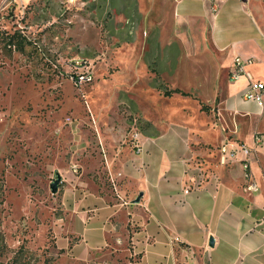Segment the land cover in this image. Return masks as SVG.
I'll use <instances>...</instances> for the list:
<instances>
[{
	"label": "rangeland",
	"instance_id": "rangeland-1",
	"mask_svg": "<svg viewBox=\"0 0 264 264\" xmlns=\"http://www.w3.org/2000/svg\"><path fill=\"white\" fill-rule=\"evenodd\" d=\"M208 1L220 24H255L248 9L264 22V0H245V17L239 0ZM202 5L0 0V29L18 28L30 41L22 52L0 42V264L135 262L132 236L147 216L131 209L138 172H155L166 157L183 167L185 154L198 163L200 152L220 164L219 144L197 137L215 122L227 64L206 16L176 15ZM72 57L91 63L93 81L82 90L67 74ZM173 87L187 94L162 95ZM257 143L247 145L254 155ZM86 220L104 230L93 248L79 241Z\"/></svg>",
	"mask_w": 264,
	"mask_h": 264
},
{
	"label": "crops",
	"instance_id": "crops-1",
	"mask_svg": "<svg viewBox=\"0 0 264 264\" xmlns=\"http://www.w3.org/2000/svg\"><path fill=\"white\" fill-rule=\"evenodd\" d=\"M206 1L200 0L202 9L194 12L176 11L178 17L206 16L209 37L227 64L225 95L217 102L215 122L210 123V131L199 133L197 139L211 145L228 139L250 146L251 132L256 131L260 136L256 155L248 156V176L237 158L213 166L214 158L204 152L199 153L198 163L192 154H185L178 158L183 159V167L176 162L171 165L166 157L161 159L155 172L139 171L137 193L142 194L131 209L133 213L145 212L147 216L133 233L130 255L136 252L139 255L130 264H264V221H259L264 212V128L258 127L264 114V91L260 104L242 99L247 80L244 76L230 80L228 70L234 55L251 56L245 69L250 71L252 79L264 85V35L261 33L264 22L248 9L255 24H247L249 19L246 24L239 23L233 28L220 24L215 20L218 8L208 14L210 3ZM244 1L236 2L241 17L246 15ZM250 63L258 65V69H248ZM202 135L208 137L202 138ZM247 180L254 181V190L246 189ZM89 222L86 220V226L79 233V241L85 240L87 244L86 240L90 239L93 243L87 247L93 248L101 243L104 230H94ZM96 233H101V240H94ZM208 236L213 238L212 246L207 243ZM171 237L177 240L170 243Z\"/></svg>",
	"mask_w": 264,
	"mask_h": 264
},
{
	"label": "built area",
	"instance_id": "built-area-1",
	"mask_svg": "<svg viewBox=\"0 0 264 264\" xmlns=\"http://www.w3.org/2000/svg\"><path fill=\"white\" fill-rule=\"evenodd\" d=\"M215 9L214 6H212ZM252 57H241L234 55L231 58L229 65V79H237L240 76H244L247 80L246 87L241 93V98L244 100H252L258 104L261 102L262 92L264 91V85L257 80L251 78L250 71L245 69L247 63L251 62ZM68 77L71 84L77 89L82 90V87L93 81V74L91 73V63L82 57H72L68 63ZM136 136V132L132 134ZM253 136V143L260 141V136ZM218 162L225 164L228 160L237 158L240 162L241 168L246 171L245 175L248 176V156L250 154V147L244 143L224 140L218 146ZM245 187L248 190H254L256 188L253 180H247ZM259 221H264V212L261 214ZM176 237L169 238V242L176 241ZM178 264H187L185 262H179Z\"/></svg>",
	"mask_w": 264,
	"mask_h": 264
},
{
	"label": "trees",
	"instance_id": "trees-1",
	"mask_svg": "<svg viewBox=\"0 0 264 264\" xmlns=\"http://www.w3.org/2000/svg\"><path fill=\"white\" fill-rule=\"evenodd\" d=\"M0 42H2V46L6 51H11L12 49L22 52L25 50V47L30 44V41L21 33L18 28L12 29V31H8L5 29H0ZM179 93V94H187V92L183 90H179L177 88L166 89L164 88L162 94L169 95L171 93ZM203 107V106H202Z\"/></svg>",
	"mask_w": 264,
	"mask_h": 264
},
{
	"label": "water",
	"instance_id": "water-1",
	"mask_svg": "<svg viewBox=\"0 0 264 264\" xmlns=\"http://www.w3.org/2000/svg\"><path fill=\"white\" fill-rule=\"evenodd\" d=\"M241 1H243V0H241ZM60 180H61L60 179V176L57 175V174H56L55 177L52 178V180L49 182V185H48L50 192H55L56 191L57 186H58V183L60 182ZM141 194H142L141 191H139L134 196V198L131 200V203L138 202ZM207 238H208V241H207L208 245L209 246H212V244H213V238L211 236H208Z\"/></svg>",
	"mask_w": 264,
	"mask_h": 264
},
{
	"label": "bare ground",
	"instance_id": "bare-ground-1",
	"mask_svg": "<svg viewBox=\"0 0 264 264\" xmlns=\"http://www.w3.org/2000/svg\"><path fill=\"white\" fill-rule=\"evenodd\" d=\"M258 81V80H257ZM258 82H260V81H258Z\"/></svg>",
	"mask_w": 264,
	"mask_h": 264
}]
</instances>
